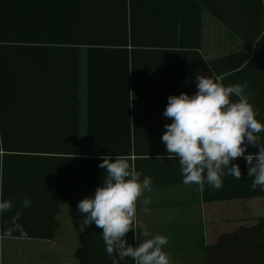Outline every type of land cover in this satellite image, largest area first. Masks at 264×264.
Wrapping results in <instances>:
<instances>
[{
	"label": "trees",
	"instance_id": "obj_1",
	"mask_svg": "<svg viewBox=\"0 0 264 264\" xmlns=\"http://www.w3.org/2000/svg\"><path fill=\"white\" fill-rule=\"evenodd\" d=\"M138 1L150 2L0 0V193L4 199L14 198L12 211L0 214V231L10 226L21 199L40 188L38 162L45 160L40 154L79 155L82 49L88 51V159L102 163V155H111L113 160L118 154L126 155L142 172L141 179L152 178V186L184 184L178 159H167L161 142L164 125L172 122L162 118H166L163 112L168 97L194 94L197 81L190 83L194 75L182 69L171 71L156 65L157 53L148 50L173 48L170 42L139 43L133 38L129 24L132 6ZM212 11L218 15L216 9ZM245 43L262 54V39ZM246 59L242 54L222 60L226 64L222 72L225 86L237 84V76H244L250 64H245ZM215 73L221 75L218 70ZM256 93L262 97V90ZM254 107L260 121V106ZM260 146H264L261 134L258 145H249L245 155L258 153ZM158 155L165 159L156 160ZM154 162L163 165L155 167ZM232 163L240 166L241 179L226 174L219 190L205 184L206 202L264 196L259 188L252 190L246 160ZM105 173L100 172L98 179ZM69 202L32 200L18 222L28 213L44 216L51 224L44 237L52 239L59 225L55 219L59 205ZM253 230L262 238V245L252 252L248 248L242 261L235 264H264V219Z\"/></svg>",
	"mask_w": 264,
	"mask_h": 264
},
{
	"label": "crops",
	"instance_id": "obj_2",
	"mask_svg": "<svg viewBox=\"0 0 264 264\" xmlns=\"http://www.w3.org/2000/svg\"><path fill=\"white\" fill-rule=\"evenodd\" d=\"M213 9L218 15L213 14ZM131 17L129 27L137 42L172 44L170 49L148 50L157 53L156 65L194 75L190 83L196 82V74L211 76L210 73L216 74L218 70L219 76H224L226 64L222 60L244 54L245 64H250L244 76H237L235 81L247 83L249 100L260 106V122L264 123V0H150L149 4L138 1L132 6ZM260 39L262 54L245 43ZM87 55L88 51L82 49L79 155L40 154L45 158L38 162L40 188L29 193V198L38 202H70L59 205L55 218L59 225L52 239L44 237L51 225L44 216L24 215L18 223L28 238L12 234L11 238L0 241V264H112L101 238L102 229L95 224L84 226V216L77 208L80 200L94 197L96 188L103 183V179H98L99 173L106 172L98 167L100 163L88 159ZM258 90H262V97H258ZM260 134L264 136V132ZM1 170L2 152L0 180ZM148 197L152 203L147 205L150 212L145 214L143 200ZM263 219L264 196L206 202L203 190L195 184L158 185L152 186L151 192L145 191L138 201L136 233L141 240L145 229L152 235L167 236L169 243L164 251L170 253L171 264H235L242 261L248 248L252 252L262 245V238L254 235L253 228ZM134 236L132 230L126 239L136 246L138 241ZM120 264H134V261L126 258Z\"/></svg>",
	"mask_w": 264,
	"mask_h": 264
},
{
	"label": "clouds",
	"instance_id": "obj_3",
	"mask_svg": "<svg viewBox=\"0 0 264 264\" xmlns=\"http://www.w3.org/2000/svg\"><path fill=\"white\" fill-rule=\"evenodd\" d=\"M195 79L194 94L168 97L163 116L172 122L164 125L166 131L161 137L167 159H178L185 185L195 184L203 190L207 184L219 190L226 174L241 179L240 166L232 162L244 158L247 175L253 178L252 190L264 191V146L259 147L258 153L245 155L249 145H258V136L264 132V123L256 118L259 113L250 103L247 83L225 86L223 78L214 73L196 74ZM233 96L237 99L233 100ZM162 159L165 157H156ZM101 160L98 167L106 169L102 185L96 188L94 197H86L77 205L84 216L83 225L95 224L102 229L101 238L112 264H120L126 258L134 264H171L170 253L164 251L169 243L167 236L152 235L145 229L141 240L136 233L137 204L145 191L151 192L152 178L141 179L142 172L126 155L118 154L113 160L105 154ZM13 201L14 198L4 199L0 193V214L12 211ZM150 203L151 197L143 200L145 214L150 212ZM20 204L11 225L0 231V241L11 238L15 231L20 232L19 238H28L18 221L23 210L31 207L32 200L24 197ZM132 230L138 241L136 246L126 239Z\"/></svg>",
	"mask_w": 264,
	"mask_h": 264
}]
</instances>
